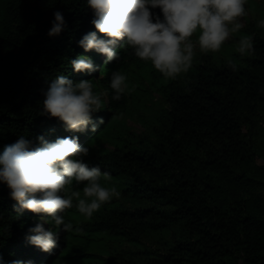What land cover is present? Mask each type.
<instances>
[{"label": "trees", "instance_id": "trees-1", "mask_svg": "<svg viewBox=\"0 0 264 264\" xmlns=\"http://www.w3.org/2000/svg\"><path fill=\"white\" fill-rule=\"evenodd\" d=\"M246 8L244 27L226 42L251 37V56L197 52L191 69L170 80L130 48L112 62L81 48L83 36L96 31L85 0H0V153L21 135L34 145L40 136H77L89 147L84 162L107 172L119 192L91 218L66 210L79 231L46 223L59 240L44 252L30 244L28 221L45 213L21 211L0 183L6 264H264V30L256 23L264 0H247ZM56 11L66 28L49 37ZM79 57L96 71L76 72L71 62ZM113 71L127 76L119 101L111 99ZM57 75L92 80L97 93H107L92 115L95 131L71 132L41 115Z\"/></svg>", "mask_w": 264, "mask_h": 264}, {"label": "clouds", "instance_id": "clouds-1", "mask_svg": "<svg viewBox=\"0 0 264 264\" xmlns=\"http://www.w3.org/2000/svg\"><path fill=\"white\" fill-rule=\"evenodd\" d=\"M93 12L91 23L96 31L78 42L85 51L95 50L106 62L119 61L120 49H131L135 57L150 62L164 78L175 80L187 73L202 54L219 52L225 42L244 27L248 16L247 0H85ZM159 9L161 15L153 10ZM264 30V18L257 20ZM66 28L61 11L54 13L48 32L56 37ZM97 32L107 39L99 38ZM195 36V39L193 37ZM122 42V43H121ZM120 45L118 48L117 46ZM236 52L241 57L254 53V40L241 36ZM76 72H93L96 68L88 57L72 60ZM235 68V65H230ZM111 99L121 100L128 88L127 76L120 71L111 73ZM92 80L73 83L57 75L44 93L41 115L57 118L64 127L77 133L95 131L92 115L102 106V96ZM103 121H101L102 123ZM91 126V128H90ZM38 144L21 135L0 153V183L9 189V197L19 209L45 213L47 218L29 231L30 244L44 252L58 247V231L45 229L53 225L65 233L79 231L65 218L73 209L84 218H91L104 204L119 196L114 185H108L107 172L99 166H89L83 160L89 147L81 146L77 136L57 138L54 142L37 137ZM0 264H6L0 257ZM10 264H24L13 260ZM31 264V262H28Z\"/></svg>", "mask_w": 264, "mask_h": 264}, {"label": "rangeland", "instance_id": "rangeland-1", "mask_svg": "<svg viewBox=\"0 0 264 264\" xmlns=\"http://www.w3.org/2000/svg\"><path fill=\"white\" fill-rule=\"evenodd\" d=\"M243 23H244V20H243ZM193 39H195V36L193 37ZM236 46H237V40L225 42L222 49L219 52H216L214 54L218 55L219 57L229 58L232 55H234L235 53H237L236 52ZM154 98L158 99V95L154 94ZM104 99L107 100L106 97H104ZM126 123L128 126H130L133 130H135L137 132L142 130L141 125L138 124L137 122L131 120V119H128ZM257 162H258V164L262 163V161H260V160H258ZM43 219H46V214H44V216H38V215L35 217L32 216V217H30L28 222H29V225H32L35 227L36 224L41 223L43 221ZM44 227H45V229H48V226H46V223L44 224Z\"/></svg>", "mask_w": 264, "mask_h": 264}]
</instances>
